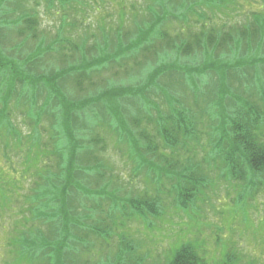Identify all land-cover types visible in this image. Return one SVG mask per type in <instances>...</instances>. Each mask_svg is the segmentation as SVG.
<instances>
[{
	"label": "rangeland",
	"instance_id": "1",
	"mask_svg": "<svg viewBox=\"0 0 264 264\" xmlns=\"http://www.w3.org/2000/svg\"><path fill=\"white\" fill-rule=\"evenodd\" d=\"M68 1L63 5L57 3L55 8H51L46 0H0V58L4 61L3 63L20 73L34 72L32 74L34 79L41 78L39 95L47 102H50L52 98L53 89L57 88L60 91L57 92V96L62 91L65 99L63 102L78 108L71 109V111L72 116L81 122V126L87 123L86 116L89 115L91 119L88 123L93 124L96 132L104 134L108 142L107 150L102 151V159L109 166L105 170L106 177L103 181L106 179L110 181V188L119 190L123 197L138 196L141 199L158 197L161 202L162 215L156 216L149 213L144 216L129 207L130 213H119L114 220L110 219L111 216L105 218L103 224L108 228V236L106 234L103 237L102 233V237L92 234L94 236H91L89 242H60L66 248L64 250L59 249L57 242H51V248L45 249L42 257H40L41 252L35 254L33 250H29L31 247L28 244L32 246L36 243L38 247H41L47 244L46 238L53 239L57 235L52 234L51 225L44 224L40 228L33 229L32 226L35 224L18 219L26 213L24 205H27V201L25 195L23 196V191L26 192L34 187L37 169L41 168L35 161L38 158L37 147L31 152L32 154L29 155L31 158L28 160V155L23 153L26 147L18 144V139H30L33 123L16 109L13 115L4 112V126L0 130V264H170L176 252L184 244H192L195 247L201 261L200 264H264V171L248 173L240 179L231 177V171L225 168L224 161L221 159L212 161L211 158L206 157L210 149L205 145L208 144L207 135H202L196 141L197 143L191 142L195 152H192L189 161L184 160L180 163L175 161L178 169L181 163L191 162L190 164L200 167L197 175L209 177L202 182L203 186L198 187L199 193L195 198L188 199L189 209H184V205L182 207L183 198L180 196L181 191L173 190L174 180L165 178L168 175L172 178L171 173L164 167L167 165L166 162L161 160L160 168L163 169L164 176L161 179L159 177V180L152 178L147 166L142 172L140 170L139 173H135L134 163L128 156L127 147H124L128 142L121 143L116 136L115 127L112 125L108 127L107 121L112 123L118 119L113 117V120L102 111L103 107L100 108L102 101H98V96L104 98L108 95V99L112 98L122 106V109L129 112L130 116L127 121L131 123L132 114L138 110L134 106V100L137 102L140 100L135 91L138 86H132L136 84V77H129L132 79L130 80L125 77L124 72L121 76H116L111 72L101 73L99 71L93 84L94 88L85 95L76 87L77 75L67 74L64 77L65 82L61 83L58 78L61 72L66 73L65 70L71 66L70 63H76L77 67L81 66L83 60L79 62L76 57H66L61 53L60 59L49 56L51 59L42 62L39 68H37L36 60L31 59V62H27L26 57L35 55L37 40L26 38L25 35L20 36L17 32L18 24L11 20L23 13L37 18L36 28L46 38L55 39L59 33L68 35V31L60 26L65 22H73L74 32L70 36H74L75 42H81V36L95 32L100 37V44L103 47L108 45V42L116 47V39L111 38L107 34L108 31L115 32L121 29L119 31L121 33L124 29V32L130 33L135 30V22L148 23L152 18L144 10L149 0ZM163 1L164 4L159 0L162 8L158 6L157 10L166 15L167 21L160 22L159 26L167 30L170 35L169 39L179 42L184 38L196 40L195 34L201 29L217 33L222 31L225 34L233 31L232 26H234L242 31L244 30L242 27L251 21L250 18L252 19L254 12L264 13V0H224L222 4L213 6L208 5L207 0ZM196 7L200 11L195 10ZM199 21L204 22L206 26L203 28ZM21 25L25 29L26 21L24 20ZM107 37L111 38V41L107 40ZM23 39L29 40L24 42ZM178 44L181 45V42ZM211 51L209 49L204 55L199 52V55L191 56L194 59L192 62L175 56L172 61L168 60L165 63L168 66L179 63L189 66L190 63H196L197 66H191L197 69L205 61L213 60V58H218L219 63L213 60L216 62L213 67L217 69L221 68V64L227 67L230 64L231 68H235L234 63L238 66H241V62L245 63L250 76L242 74L244 68H240L236 73L238 76L242 75V80L240 78L239 82L232 83V85L236 87L234 89L239 90L245 100L250 102V106L248 103L245 105L247 109L251 108L254 111L258 107L259 120L254 112L251 117L259 123L252 127L251 133L264 144V95L260 94L262 90L264 93V63L247 64L250 60L249 52L243 50V47L235 57H229V60L227 53L216 56L214 50ZM261 54L264 55V51ZM253 58H255L254 54ZM148 71L149 69L144 73ZM176 71L178 70L171 69L168 74L176 73ZM140 77L143 78L142 75ZM169 77L164 76L163 82H169ZM198 77L200 81L203 80L200 74ZM143 79L140 83H145L146 78ZM210 84L213 86L211 91V96H213L216 81L213 79ZM174 85L175 90L182 89L178 87L177 82ZM49 91L50 94H48ZM94 101H96V106L92 105ZM115 101L110 104L113 108L117 104ZM142 103L143 101H139L138 106L140 107ZM98 111L100 115L97 114ZM101 118L106 120V124L102 123ZM46 124L49 123L46 122ZM134 128L137 142H144L143 133H148L153 136L155 142L160 143L161 147L164 146L160 138L156 136L154 124L148 127L136 125ZM84 131L88 132V129L85 128ZM129 131L127 127V133ZM203 131H208V128ZM39 138L47 139L48 135L41 137L39 135ZM80 140L90 141L91 136L88 133L87 137L82 136ZM121 146L124 148L121 149ZM161 153L163 155L166 153L164 147L161 148ZM87 157H81L79 163L82 166L86 165L84 162ZM192 172L189 171V173ZM84 175L82 174L79 179L84 184H88L89 178L97 177L95 174ZM91 187L96 194L100 190L99 187L97 190L94 185ZM74 201L72 205H79L86 209L84 212L92 214L89 223L99 221L108 211V204L104 203L98 208L101 213L97 214L98 210L94 208L92 200L82 194L75 195ZM10 210H15V213L21 216L17 218ZM16 219L19 221H15ZM84 228L86 225L83 231ZM39 231L45 234L39 235ZM33 234L35 236L31 237ZM25 238L28 241H25ZM122 248H126V251L121 252Z\"/></svg>",
	"mask_w": 264,
	"mask_h": 264
},
{
	"label": "trees",
	"instance_id": "2",
	"mask_svg": "<svg viewBox=\"0 0 264 264\" xmlns=\"http://www.w3.org/2000/svg\"><path fill=\"white\" fill-rule=\"evenodd\" d=\"M46 1L51 8H55L57 3L63 5L65 2H69L68 0ZM161 1L164 4V1ZM223 1L207 0V4L213 6L222 4ZM158 6L161 7L159 0L153 2L149 0L144 10L151 15V20L148 23L135 22V30L130 33L124 32V29L121 33L119 32L121 29L115 32L108 31L107 34L116 39V47H113L111 42L103 47L100 44V37L95 32L81 36L82 41L75 42L74 36H70L74 32L73 22H65L60 26L68 31V35L59 33L57 37L59 35L61 37L50 39L42 36L41 32L37 30L38 20L31 14L23 13L18 18L11 20L18 24L17 32L20 36L25 35L26 38L37 40L35 55L26 57L27 62H31V59L32 61L36 60L37 68L41 66L42 62L47 61L46 59H51L49 56L60 59L61 53L66 57H76L79 62L83 60L81 66L77 67L76 63H70L72 67L69 66L65 70V74L61 72L58 78L61 83L65 82L64 77L67 74L77 75L78 84L76 87L85 95L94 88L93 84L99 71L101 73L111 72L116 76H121L124 72L126 78L136 77V84L132 86H138L135 91H137L140 100L138 97L137 99L143 103L139 107V101L134 100V106L138 110L132 114L131 123L127 121L130 116L129 112L122 109V106L112 98L108 99V95H105L104 98L98 96V101L103 102H101L100 108L103 107L102 111L112 119L113 117L118 119L117 121L113 119V124L111 121H107L108 127L111 125L115 127L116 136L121 143L128 142L124 147H127L128 156L134 163V172L139 173L140 170L142 172L147 166L152 178L159 180V177L161 179L164 176L163 169L160 168L161 160L165 161L167 165L164 167L172 175V178L169 175L165 178L174 180L172 189L181 191L182 207L184 205V209H189L188 199L195 198L199 193L198 187L203 186L202 182L209 177L197 175L200 167L190 164L191 162L181 163L178 169V166H175V161L177 163L184 160L189 161L192 152H195L191 142L197 143L196 141L202 135H207L208 144L205 145L210 149L206 157L211 158L212 161H217V159L224 161L225 168L231 171V177L240 179L248 173L264 171V144L251 133L252 127L259 123L251 117L254 112L259 120L258 107L254 111L251 108L247 109L245 105L248 103L250 106V102L245 100L239 90L234 89L236 87L232 85V83L239 82L240 78L242 80V75L238 76L236 73L238 69L244 68L242 74L250 76V71L247 72L246 64L243 62H241V66L234 63L235 68H231L230 64L227 67L220 63L219 70L213 67L214 63H219L218 58H213L216 62L205 61L199 69L194 67L196 63H190L194 66L179 63L174 64L173 67L168 66L165 62L172 61L175 56L192 62L194 59L191 56H197L200 54L199 52L204 55L209 49L214 50L216 56L227 53L229 60V57H235L243 47V50L249 52L250 60L247 64H263L264 55L261 52L264 51V13L254 12L252 19L250 18L251 21L249 20L250 22L242 27L244 29L242 31L234 26H232L233 31L225 34L222 31L217 33L201 29L199 33L195 34L196 40L184 38L180 40L181 45H179L178 40L169 39L170 35L167 30L159 26L160 22L167 21V17L157 10ZM194 9L200 11L197 7ZM24 20L27 23L25 29L21 25ZM199 22L203 28L206 26L204 22ZM111 38L107 37L106 39L111 41ZM23 40L25 42L29 39ZM96 40L98 41L95 42ZM63 49H65V53ZM253 54L255 58H253ZM219 58L222 57L219 56ZM3 62L0 58V130L4 126V112L13 115V111L16 109L28 117L33 123L31 137L27 140L18 139V144L26 147L23 149V153L28 155V160L31 158L29 157L31 152L37 147L38 158L35 161L41 166L38 168L40 170L37 169L34 187L26 192L23 191V196L25 195L27 201V205H24L26 213L23 217L18 218L21 215H17L15 210L10 211L14 212L20 221L35 224L32 226L33 229L40 228L44 224L51 225L52 234L57 235L55 238L52 237L53 239L46 238L47 244L41 247H38L36 243L32 246L28 244L31 247L29 250H33L35 254L41 252L40 257H42L44 250L51 248V242H57L56 245L59 246V249L64 250L66 248L60 242H89L91 236L102 237L101 233L103 237L106 234L108 236V228L103 224L105 218L111 216L110 219L114 220L119 213H130L129 207L144 216L149 213L156 216L162 215L161 202L158 197L151 199H141L138 196L123 197L119 190L110 188V181L107 179L103 181L106 177L105 170L109 166L102 159V151L107 150L108 142L104 134L96 132L93 124L88 123L91 119L89 115L86 116L87 123L81 126V122L72 116L71 109L77 107L63 102L65 99L62 91L57 96L59 90L53 89L52 98L50 102H47L44 97L39 95L41 78L36 80L32 75L34 72L20 73ZM148 69L149 71L144 73ZM171 69L178 71L168 74ZM261 72L263 73V71ZM198 74L203 77V80L200 81ZM140 75L146 78L145 83H140L143 79ZM164 76L169 77L170 81L164 83L162 80ZM213 79L216 81L215 96H211L213 86L210 82ZM175 82L182 89L175 90ZM260 94L264 95L263 90ZM113 101L117 103L114 108L110 106L114 103ZM95 102L92 104L93 106L97 105ZM242 102L244 103L242 104ZM97 114L101 113L98 111ZM79 118L81 117L79 116ZM101 119L102 123L106 124V120ZM152 124L156 128V136L164 145L162 147L148 133L142 132L144 142H137L135 138L137 135L133 129L135 130L136 125L148 127ZM127 127L130 129L129 133H127ZM85 128L88 129V132L84 131ZM206 128L208 131L204 132L203 130ZM88 133L91 136L90 141L80 140L82 136L87 137ZM45 134L48 135L47 139L39 138V135L41 137ZM163 147L166 150L164 155L161 153ZM82 156H88L84 166L79 163ZM160 156L161 159H159ZM182 156L185 158L182 159ZM189 171L193 172L189 173ZM82 174H85L84 176L95 174L97 177L89 178L88 184H84L79 180ZM92 185L96 189L100 188L97 194L91 187ZM79 194L92 200L91 202L97 210L102 204H108L106 215L104 214L99 221L89 223L92 214L84 212L86 209L79 205H72V202L75 203V195ZM71 200L73 201L71 202ZM99 213H101L100 210L97 211V214ZM86 221L88 222L86 223ZM85 225L86 231H83ZM38 234L45 233L39 231ZM25 236L29 237L30 235ZM34 236V234L31 235V237ZM25 241L28 239L25 238ZM120 251H126V248H122ZM200 262L195 247L192 244H184L176 252L170 264H200Z\"/></svg>",
	"mask_w": 264,
	"mask_h": 264
}]
</instances>
